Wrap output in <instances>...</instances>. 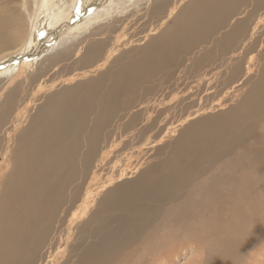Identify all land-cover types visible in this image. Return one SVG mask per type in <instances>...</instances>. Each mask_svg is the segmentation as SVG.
<instances>
[{"label":"bare ground","instance_id":"obj_1","mask_svg":"<svg viewBox=\"0 0 264 264\" xmlns=\"http://www.w3.org/2000/svg\"><path fill=\"white\" fill-rule=\"evenodd\" d=\"M97 1L104 2V6L92 12L96 4L99 5ZM129 1L92 0L80 8L85 2L58 0L62 4L55 8L54 0H36L34 10L33 4L26 2L0 15V25L5 29L0 26V36L8 42L2 46L6 49L0 52V60L12 56L0 65V70L19 66L2 74L8 78V88L26 74L38 72L34 75L36 79L38 74L47 72L50 65L58 67L73 56L78 59L77 64L89 67L61 80L65 89L50 93L34 112L38 97L57 88V81L50 80L49 85V80L40 79L31 99L27 97L20 103L23 98L19 101L11 94L1 108L0 115L6 125L0 127L5 130L0 129V136L2 131L4 133V141L0 139L3 142L0 141V264L46 263L42 252L57 231V226L54 227L57 218L76 210L72 225L84 217L92 202L93 187L100 178L99 166H103L124 141H112L115 120L131 115L132 110L144 104L141 102L146 97H154L158 89L171 90L172 98L168 100L163 95L160 101L153 99L145 109L131 115L123 132L137 129L135 139L141 143V137L145 136L143 145L148 146L162 145L174 138L180 127L183 129L172 143L167 159L147 168L139 179L123 184V188L116 191L123 189L127 193L126 197L119 196L121 203L126 198L134 205L132 202L138 200L139 203L144 196L147 204L171 200L172 205L163 210H160L162 206L149 208V211L154 210L149 213L150 220L147 216L141 224V219L135 224L141 226L132 229L134 233L116 241L117 244L111 241L106 250L85 257L80 264H115L124 255L127 259V251L134 244L153 239L157 226L158 230L162 226L159 222L151 226V222L159 220L162 224L177 225L175 230L170 228L175 233L183 228L196 230L199 227L205 234L198 235V242L204 237L208 241L212 238L220 247L229 246V240L221 237L228 228L235 231L237 237L252 242L260 232L263 237L257 240L258 247L245 253L244 264H264V202L255 199L258 192L264 193V152L247 150L248 142L257 137L259 127L264 124V65L258 77H254L257 65L264 59V0H256L250 14L239 11L251 0H191L186 6L182 5L186 0H153L152 6L149 0H144V6L135 5L133 10L123 6ZM6 3L8 5V1ZM110 15L120 19L108 34V30L102 31V26L109 23ZM13 16L17 19L16 26L6 24V19ZM143 20H147L146 26L135 31ZM230 22L229 30L215 40L218 31L228 27ZM29 23L32 30L27 27ZM141 33H146L142 39ZM60 50L64 55H60ZM102 70L106 71L97 78L74 84ZM180 71L197 83L195 88L188 85L184 90L188 96L183 98L175 94L178 81V84L173 82ZM170 82L173 85L164 88L172 84ZM203 84L206 97L192 100L194 89L199 90ZM247 84H251L250 89L240 95V88ZM236 98L241 99L235 105ZM232 101L235 102L229 103ZM178 108L180 115L166 124L164 115ZM217 108L222 112L199 118ZM31 110L33 113L29 116ZM26 121L28 124L23 125ZM159 121L163 126L149 136L148 132L156 128ZM143 122L148 124L139 129ZM127 158L129 160V156ZM229 159L234 160L226 167ZM141 166L137 163L133 167L135 173ZM129 168L121 171L118 178L112 175L109 182L114 184L125 179ZM203 181L206 185H201ZM228 184L231 189L225 194L223 187ZM136 186L140 191L135 194L133 190L131 194ZM116 196L112 200L114 206ZM59 219L60 224L62 219ZM162 235L167 236L164 232ZM175 235L169 232L167 236L173 243L172 248L176 246L175 238H171ZM170 243L166 242L165 246H171ZM222 254L228 253L223 251ZM164 255L168 264L167 259L174 256V248L167 249Z\"/></svg>","mask_w":264,"mask_h":264},{"label":"rangeland","instance_id":"obj_2","mask_svg":"<svg viewBox=\"0 0 264 264\" xmlns=\"http://www.w3.org/2000/svg\"><path fill=\"white\" fill-rule=\"evenodd\" d=\"M6 1H8V5H7ZM27 1H29V0H27ZM27 1L26 0L25 1L24 0L23 1L22 0H0V2H1L0 3V7L2 6V4L4 6V7L0 8V10H1L0 11V15L5 14V13H10L11 9L15 10V7H17V4H19V5L21 4L22 5V4H25ZM35 1L36 0H30L29 3L27 2L28 4H30V3L33 4L32 7H31L33 10H34V8L36 9V7L34 6ZM77 1L81 2L82 4L85 2V4L82 7H80V8H83V7L87 6L88 3L92 2V0H77ZM190 1L191 0H186V2H183L182 5L186 6ZM255 1L256 0L249 1L248 5L247 4L244 5L241 8V10L239 11V13H242V12L248 13L249 11L251 12V10H253V8H254L253 3ZM54 2H56L55 4L57 5L55 8H58L59 5L62 4L61 2H60L61 4H59L58 0H54ZM97 2H98L99 5L96 4V8H94L92 10V12H94V11L96 12V10L98 8L101 9L104 6V4H103L104 2H102V1H97ZM141 3L144 6V3H145L144 0H140V1L139 0H130L128 4H124L123 6L133 10V9L136 8L135 5H141ZM148 3H149V6H152L153 5V0H149ZM250 3H252V4L249 5ZM61 12H63V9H61ZM250 12L248 14H250ZM114 15H110V16L107 17L109 19V23H105L102 26V31H107L108 30V34H109L110 32H112L114 30V28L116 27V26H114L115 23H117V21L120 19V18H118L117 16H114ZM143 16H144V14H143ZM143 16H141V17H143ZM65 18H68V17H65ZM236 18H238V17H236ZM146 21L147 20L141 21L139 26L135 27V29H136L135 31L138 32L140 26H141V28L145 27L146 26V24H145ZM54 22L56 23L57 21L54 20ZM16 23H17V19L14 16L12 17V19H10V18L6 19V24H10L12 26H16ZM30 24L31 23H29L27 25V27L30 26V27H28V29L32 30L33 28H32V25H30ZM231 24H232V22H230L228 24V27L220 29L218 31V33L215 35L214 39L217 40L224 33H226L229 30V26ZM2 26H4V25H2ZM2 26H1V28L4 29ZM56 27H58V26L56 25ZM2 29H1V31H2ZM87 29L88 28L84 29V31L87 30ZM3 31H5V29ZM144 35H146V33H141V39L143 38ZM2 38H4V37L0 36V52L3 51L4 49H6V48H2V46L4 44L8 43L5 40V38L4 39H2ZM135 39H137V37ZM58 43H59V41L56 43V45ZM136 47H138V46H136ZM140 47H142V46L140 45ZM132 48H135V47H132ZM47 53H48V55L51 54L52 50L50 52L48 51ZM60 55H64V52L62 50H60ZM11 57L6 58L4 60H0V65L3 62L9 60ZM43 57H41V58H43ZM76 60H78V59H75V57L73 56L71 60L64 61L65 62L64 64H63V62L58 64L57 65L58 67H56V66L52 67L50 65L49 70L47 72H43L41 74H38L36 79H34V75H36V73H38V72H35L33 74H26L23 77L18 78V80H16V82L14 84H11L9 86V88L7 86L8 85V78L7 77L5 78V76L2 75V74L7 72V71H10V70L14 71L19 66H16V67H13V68H8L7 70H3V71L0 70V113H1V108L3 107L4 102L9 98V96L11 94H15L17 100H19V101L23 98V101L21 100V102H20V103H22L25 100H27V97H29L31 99L32 94H36V91H37V89H36L37 85L36 84L39 83L38 80H40V79L42 81L49 80V85L52 84L51 83L52 81H57L56 84L59 83V86L57 88H55L52 91H46V92H44L43 94H41L38 97V101L36 103V106H35V108H33V112L36 111L37 105L39 106L40 104H42L44 102V100H46V98L49 95H51L53 93H58V92L62 91L63 89H65L66 86L64 84H61V82L63 80H65V79H68L70 77V75L74 74V71H75V74H77V73L83 72V70H88L89 69V67L84 68V66L77 64L75 62ZM73 62L75 63V65H73L74 64ZM263 63H264V59L261 62H259L260 65L259 64L257 65L258 67H257L256 73L254 74L255 78L258 77V74H260V71H261L260 68L263 67V65H264ZM67 67H69V69ZM64 69H65V72H64ZM61 70H62L63 74L61 73ZM69 70H70V72H69ZM258 70H259V72H258ZM105 71L106 70H102L101 72H98V73L97 72L90 73L86 78L79 79L76 82H74V84L75 85H79L81 83H84V82H87L89 80L95 79V78L98 77L99 74H101V73H103ZM57 72H58L59 75L57 74ZM183 74H184L183 71H180L175 76V79L173 81L174 83H176L177 81L179 83V88H176V91H175V94H177L179 98L180 97L183 98L185 96H188V92L184 91L185 89H187V87H189L188 85L191 84L190 87H194V88L197 86V83L194 82L195 81L194 79H188V77L184 76ZM26 76H29V79L26 80V78H25ZM50 80H51V82H50ZM159 82H161V81H159ZM22 83H24V84L22 85ZM156 83L159 84L158 81ZM170 83H172V82H170ZM178 83H176V84H178ZM74 84H71L70 86L73 87V86H75ZM172 85H173V83L172 84H168L164 88H166L167 86L171 87ZM250 86H251V84H247V85H244L243 87H241L240 90H239V94L243 95L246 91H248L250 89ZM67 87H69V86H67ZM204 87H205V84H203L199 90L198 89H194L193 94L195 95V97H193L192 100L193 99L199 100V98H205L206 97V93L203 90ZM170 92H171V90H167V89L166 90L165 89L159 90L158 89V91L154 94V97H153V95L150 96L149 98L146 97L147 99L145 98V100L143 102H141V103H144V104H141L140 107L132 110L130 112V114L133 115L136 112L142 111L143 109H145V106L148 103H152L151 101H153V99H157V100L160 101L161 100L160 98L163 95H164V97L167 96V99L170 100L172 98V96H170ZM141 99H142V97H141ZM240 99L241 98H239V99L236 98L235 101H237V102L235 103V105L239 102ZM235 101H232V102H229V103L232 104ZM209 104L210 103H208L206 105H209ZM172 105L174 107L175 103L172 104ZM183 105H184V103H183ZM220 109L221 108H217L213 112H206L205 115H200L199 118L200 117L210 116V115H216V114L222 112ZM152 111H153V109H152ZM223 111H225V110H223ZM33 112L31 110L30 113H29V116L32 115ZM179 112H180V108L169 112V114L166 113V115H164L166 124H168L171 121V119L173 121H175L177 119V117L180 115ZM131 115H128V117H127V114H125V116H126V117L124 116L125 118H123L120 121H116L115 120V122L113 124V128L112 129L114 130L115 135L113 136L112 141L113 142L114 141L118 142L119 139L120 140H124V141H122L123 143H122L121 147L119 146L118 150L117 149L114 150L112 156L109 157V159L106 161V163L103 164V166L100 165L99 166L100 168L98 167L99 168L98 169V173H99L98 176L100 178L98 179V181L96 183V186H94L96 188L93 187V189H94L93 193L94 194H92L93 198L91 199L92 202H91V205H90V207L88 209V212H86V214L84 215V217L82 219L79 218V220L77 222H75V224L73 223L72 224L73 226L71 225L72 220H73L72 217H73L74 213L76 214L78 211L75 210V211H72V212H68L67 214H60V217L62 219V222L60 224H59V221H58V219L60 217L57 218L56 224L54 226V227L57 226L56 227L57 231H56L55 234H53V236H51L49 244L47 243V246H45L46 249L44 248V250L42 252L43 256H44V263L46 262L45 264H47V263L48 264H80V263H82V261H84L86 259L85 257L92 256L91 254L103 251L104 249L106 250L107 249V245L109 247V245L111 244V241L114 240L113 242H115L117 244L118 241L125 240L126 239L125 237H127L128 234L134 233V230L132 231V229L136 228L137 225H135V224H137L141 219H142L141 220V224H142V222H144L143 219H146V218L149 217V220H150L151 217H150L149 213L150 212H154V210H153L154 207H155V209H158V208H160L162 206L160 208V210H163L165 207H167V206L170 207V205H172L171 204L172 201L171 200H167V201H161V202L156 201V203L155 202H153V203L151 202V203H148L150 205L149 206L147 204L146 199L143 196L139 203H137L138 200H135L134 203L132 202V204H134V205L136 204L135 206H136L137 210L136 209H131V206H132V208H135V206L131 205V203H129L128 200H126V198H125L126 196L125 195L127 193H124L123 189L120 192H118L119 189L123 188L122 187L123 184L125 186V185H127L126 183H130V182L136 181L137 179H139L141 177L140 174H143L148 169H151L153 166H155V163L157 165V164L162 163V161H164L165 159H167L168 155H169L168 153H170V150L172 148V143H174V141L178 137V134L183 129V127H180L178 133L174 137L175 139L171 138L170 140H168L167 142L163 143L162 145H159L157 143V144H152V145L146 146V145H143L144 141H145V138H144L145 136L141 137V143H138L137 140L135 139V138H137L136 136L138 134L137 129L134 130L133 132L131 130H129V132H123V130H124L123 126H125V123H129L130 122L129 119H130ZM164 118H162V119H164ZM199 118H197V119H199ZM146 123L147 122H143V124H141L139 129H141L142 126H144ZM26 124H28V121L23 123V125H26ZM163 124H164L163 122L161 123V121H159L158 124H157V127L152 129V130H150L148 132L149 136L155 135L158 132V129H160V127L163 126ZM2 125H6V120L1 118V115H0V127ZM1 130L5 131L3 128ZM3 131H2V135L0 136V139L2 141H4V137H3L4 133H3ZM116 135H117V137H116ZM121 136L123 137V139H121ZM161 136H163V134ZM254 140H252L251 142L250 141L248 142L249 145L247 146V150H250L251 152H255L257 150H260V151L262 150L264 152V124L259 127L258 133H257V137ZM112 141H111V144L113 143ZM140 144H141V146H140ZM135 145H136V147H135ZM124 146H125V148L123 149ZM151 146H152V148H151ZM139 147L141 148V150H140ZM136 148L137 149L139 148V149L137 150ZM10 149H11V146H10ZM240 151L242 152L243 149L240 150ZM241 152H239V153H241ZM118 153H120V154L122 153L121 156ZM132 153H133V155H132ZM117 155H118V157H117ZM128 156H129V160H128V158L126 159V157H128ZM233 160L234 159L227 160V161H229V163H226L225 166L227 167V164L230 166V161H233ZM120 161H121V163H120ZM97 162H100L99 159L97 160ZM137 163L140 164V165L142 164V166H141L142 168H140L138 170V172L135 173V170H134L135 167L134 166H136ZM97 164H99V163H97ZM144 165H145V167H144ZM229 166H228V168H229ZM114 167H116V169ZM126 168H129V169H127V171H126L127 177H124L125 178V179H123L124 181L122 180L120 182H116V183H114L115 185L111 184L109 182V179H111L112 175H115L116 178H118L121 175L120 174L121 171L125 170ZM222 168L225 169V167H223V166H222ZM222 168L220 169V171L222 170ZM115 172H117V173H115ZM132 172L135 173V174H132ZM203 183L206 185V182H204V181L201 183V185ZM117 189H118V191H116ZM230 189L231 188H229V184H228V185L223 187V190H224L223 192L226 191L225 194H228ZM133 190H134L135 194H137L140 191V189H137V186L132 189V192H130L131 194L133 193ZM84 191L82 192L81 200L84 198V193H85ZM115 191L118 192V193L116 194ZM115 195H117L116 196L117 197V205L116 206H114L112 204V200H114ZM200 195H202V193ZM263 195H264L263 192L262 193L258 192L257 195H256L257 198H255V199H258V200H260L263 203L264 202V196ZM119 196H125L124 197L125 198L124 202L125 203L128 202L127 204L130 205V206H128L127 204H123L124 202L121 203L120 202L121 198H119ZM202 197H206V196L202 195ZM143 198H144V200L146 202L143 200ZM134 199H136L135 196H134ZM140 203H142L143 205L142 204L140 205ZM151 204H154V205H151ZM147 205H148V207H147ZM122 206H123V208H122ZM111 207H113V208H111ZM193 207H194V205H193ZM149 208H153V209H151V211H149L150 210ZM111 210H112V212H111ZM71 218H72V220H71ZM61 219H59V220H61ZM250 219H251V216H250ZM63 220L65 221V223H64ZM69 220H71V221H69ZM262 220L264 222V218ZM158 222L162 226V227L159 228V230H158V226H159ZM141 224L140 225L138 224L137 227H140ZM68 225H69V227H68ZM153 225H158L156 230H155V231H157L155 236H152L153 239H151V240H147L146 239V241L143 240L141 242L138 241V243L134 244L135 246L133 245V247L128 249L129 252L127 251V255H126V258L128 260L124 258L125 257V255H124L121 258V260L115 262V264H131L132 262H133V264H163V263L167 264V262H166V258L167 257L165 258L166 255H164L165 251L167 249H173V248H174V256H173L174 258L172 257L173 259L171 258V260L167 259L168 260V264H222V263H225V262L232 263V264H239V263L240 264H244L245 263V258H244L245 255L247 253H249V250H253L256 247H258L256 245L258 243L257 240L260 237H263L262 234H260V232H258L256 241L252 242L251 240L249 241L247 239L237 237L235 231H233V230L228 231L229 228L227 229V227H226V229H227L226 233L228 231L229 234L227 233V236H226V233H223L221 237L226 238V240L227 241L229 240L231 243L228 241V243H229L228 245L229 246L220 247V243H217V245H216L212 238H211V241H208L207 237H204V240L199 241V242H201V243H199L197 241L198 235L203 234V233L205 234V232L199 227L196 228V230H194L189 225L191 230H185V228H183V229H181V230H179L178 232L175 233L173 231V229L176 228L177 225H175L173 222L162 224V223H160V220H159V221H156V222H154V221L151 222V226H153ZM181 225L187 228V225H185V224H181ZM71 226H72V228H71ZM171 227H173V229H170ZM68 229H71V232ZM122 229H124V230H122ZM68 231L71 233V235H68ZM130 231H131V233H130ZM163 232H164V235L166 233L167 236L169 235V232L172 235L176 234L175 236L171 237V238H175V241H176L174 243V245H176L175 247L172 248V244L173 243H170L168 241V237L167 236H163L162 235ZM232 232H234V233H232ZM230 234H232L234 236L231 237ZM103 235H104V237H103ZM216 235L219 236L218 233H216ZM188 236H192V237H188ZM64 237H65V239H64ZM51 239H52V241H51ZM234 240H235V242H234ZM166 242L170 243L171 246H165ZM148 244H151V245L149 246ZM213 245L215 247H213ZM145 246H146V248H148V250L145 248ZM158 246H160V248ZM134 247H136V249ZM227 248H229V249H227ZM242 248H244V250H242ZM224 249H227V250H224ZM223 251H225L228 254L226 256H224L222 254ZM134 254H135V256H134ZM167 256H169V255H167ZM225 258L229 259V260L227 261ZM172 261H173V263H172Z\"/></svg>","mask_w":264,"mask_h":264}]
</instances>
